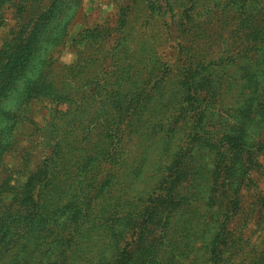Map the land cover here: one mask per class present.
Instances as JSON below:
<instances>
[{"label": "rangeland", "instance_id": "1", "mask_svg": "<svg viewBox=\"0 0 264 264\" xmlns=\"http://www.w3.org/2000/svg\"><path fill=\"white\" fill-rule=\"evenodd\" d=\"M0 264H264V0H0Z\"/></svg>", "mask_w": 264, "mask_h": 264}]
</instances>
